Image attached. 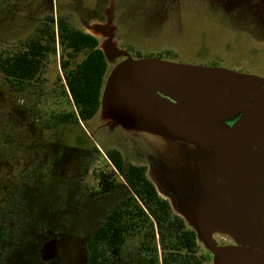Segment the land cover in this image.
Instances as JSON below:
<instances>
[{"label":"rangeland","instance_id":"rangeland-1","mask_svg":"<svg viewBox=\"0 0 264 264\" xmlns=\"http://www.w3.org/2000/svg\"><path fill=\"white\" fill-rule=\"evenodd\" d=\"M258 5V0H0V57L24 49L53 17L94 36L98 47L110 40L123 51L109 64L112 70L124 60L160 55L164 62L263 79L264 9ZM60 59L56 41L39 78L22 87L7 82L0 71V206L10 232L1 244L0 264H46L37 251L45 241L56 244L53 264H87L84 241L116 205L118 192H131L117 176L118 191L108 200L91 196L98 191L100 175L115 171L105 157L112 149L126 163L145 165L162 199L174 193V179L181 183L184 174L187 178L196 171H212L233 182L235 172L248 173L236 161H226L230 152L214 155L180 139L127 131L105 120L101 108L86 123L55 127L57 116L74 111ZM82 59L77 56L71 66ZM84 128L98 146L87 156L83 154L93 146ZM228 189L253 190L233 184ZM167 201L172 208L188 210L184 202ZM197 245L200 256L206 247ZM130 256L135 264H148L147 256L136 252L135 241L123 250L118 264Z\"/></svg>","mask_w":264,"mask_h":264},{"label":"trees","instance_id":"trees-1","mask_svg":"<svg viewBox=\"0 0 264 264\" xmlns=\"http://www.w3.org/2000/svg\"><path fill=\"white\" fill-rule=\"evenodd\" d=\"M50 23H55L56 29ZM56 41L61 49L60 67L66 94L74 111L57 116L55 127L87 122L98 113L106 79L112 72L94 36L71 27L63 18H49L24 49L0 57V71L7 82L18 87L37 80ZM79 55L83 59L72 67L71 61ZM106 156L116 170L100 175L101 190L96 194L112 191L118 175L131 192L96 228L88 244L90 264H118L123 250L132 241L136 252L147 256L148 264H205L208 259L197 255L194 230L173 213L168 201L159 197L157 188L146 176V168L126 164L117 149L108 151ZM6 215L0 206V254L1 244L10 234ZM125 264H135V257L130 256Z\"/></svg>","mask_w":264,"mask_h":264},{"label":"water","instance_id":"water-1","mask_svg":"<svg viewBox=\"0 0 264 264\" xmlns=\"http://www.w3.org/2000/svg\"><path fill=\"white\" fill-rule=\"evenodd\" d=\"M98 48L108 64L118 58L111 55L110 59L102 46ZM258 82L253 76L222 72L217 67L128 59L107 77L100 108L105 99L110 107L118 106L123 119L132 125L158 129L189 143L194 138L217 144L222 151L218 153L224 154L264 134V95ZM236 116L241 118L232 126L226 124ZM50 248L55 251V242L47 244L46 249Z\"/></svg>","mask_w":264,"mask_h":264},{"label":"flooded vegetation","instance_id":"flooded-vegetation-1","mask_svg":"<svg viewBox=\"0 0 264 264\" xmlns=\"http://www.w3.org/2000/svg\"><path fill=\"white\" fill-rule=\"evenodd\" d=\"M258 1V6L264 9V0ZM259 79L260 82H258L257 86L262 90L264 88V78ZM240 118V116H236L227 121L226 124L232 126ZM79 123L86 122H74L66 125ZM86 133L91 138L93 150L88 151L83 156H87L98 147L87 130ZM190 145L198 150L200 149L201 152L209 151L214 155L215 153L220 154L211 148L201 149L193 143H190ZM229 152L231 154L229 153L230 155L226 161H236L240 167L248 170V173L235 172L233 182L224 175L221 177L212 171L206 174L196 171L189 174L187 178H185L186 175L184 174L181 177L183 182L179 183L177 179H174L176 190L174 193L169 194L172 198L167 196V199L178 204L179 202L181 204L184 202L188 205V212L176 206L173 207L176 213H174L173 208L172 210L178 218L184 221L187 227L194 230L196 243L203 242L205 244L206 250L201 254V256L208 259L205 264H264V138L262 135L254 136L239 146H234ZM105 157L110 163L106 155ZM126 164L145 167L146 171H148V168L143 164ZM114 170L116 169L114 168ZM118 176L122 178L121 175ZM232 184L237 188L247 187L253 190L235 191L228 189ZM183 188H187V192L183 191ZM100 190L101 184L99 181L98 191ZM98 191L93 192L91 196L97 199L102 198L106 201L111 194L118 191V188L115 184L114 189L105 195L96 194ZM118 195L117 203L112 210H115L119 203L128 197L121 196L119 192ZM167 199L163 200L167 201ZM112 210H109L103 216V221ZM196 227H198L199 231ZM91 237L84 241L85 246L83 249L85 250L86 248L87 254ZM48 243L45 241L39 248L37 247V251L43 263L53 264L58 258V252L57 248L55 251H52L53 249L51 248V250L46 249ZM214 243L218 247H215ZM213 248L218 252V257L213 252ZM43 251L45 253L48 252L50 258L45 259ZM87 264H90L89 254L87 255Z\"/></svg>","mask_w":264,"mask_h":264},{"label":"bare ground","instance_id":"bare-ground-1","mask_svg":"<svg viewBox=\"0 0 264 264\" xmlns=\"http://www.w3.org/2000/svg\"><path fill=\"white\" fill-rule=\"evenodd\" d=\"M104 36H105V34H104ZM102 48L106 51V54L110 57V59H113V57L111 58V55L120 57L121 54L123 53V51H120L119 49L112 46V43L110 46H108V42H104L102 45ZM222 72H228L229 73L231 71L222 69ZM253 77L257 78V76H253ZM257 80L260 81L259 78H257ZM263 95H264V92H263ZM101 116L105 120H107L108 122H112L113 126H121V127H123V129H126L127 131H142L144 133H149V134L161 136L162 138H164L166 140H177L178 139L177 137H174L172 135H168V134H166V133H164L158 129H154V130L142 129V127H138L137 125L135 126V125L128 123L127 121H125L123 119V113L118 108V106H112L111 105V107H110V105L107 103V101L105 99H104L103 104H102V115ZM190 140L192 141L191 143L197 145L199 148H201V147L211 148L217 152H222L221 147L218 146L217 144L202 143V142H199L198 140H196L194 138L190 139ZM196 229L199 231L198 227H196Z\"/></svg>","mask_w":264,"mask_h":264}]
</instances>
